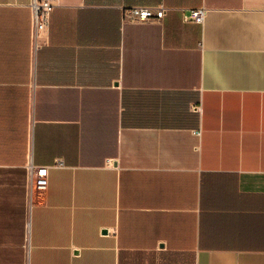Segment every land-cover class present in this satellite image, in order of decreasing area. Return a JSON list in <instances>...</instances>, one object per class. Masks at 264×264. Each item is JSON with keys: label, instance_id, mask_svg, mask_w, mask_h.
Segmentation results:
<instances>
[{"label": "crops", "instance_id": "0c3cea01", "mask_svg": "<svg viewBox=\"0 0 264 264\" xmlns=\"http://www.w3.org/2000/svg\"><path fill=\"white\" fill-rule=\"evenodd\" d=\"M28 3L0 0V264H264V0H60L36 49Z\"/></svg>", "mask_w": 264, "mask_h": 264}, {"label": "built area", "instance_id": "2783aa9c", "mask_svg": "<svg viewBox=\"0 0 264 264\" xmlns=\"http://www.w3.org/2000/svg\"><path fill=\"white\" fill-rule=\"evenodd\" d=\"M60 0H29L32 25V45L33 48L41 46L47 41L51 23L52 12ZM171 9L165 5L147 6L139 5L123 7L124 22L148 23L161 22L168 15ZM186 21L202 22L204 11L192 9L189 13H184ZM30 188L34 191L44 192L48 187V167H29Z\"/></svg>", "mask_w": 264, "mask_h": 264}]
</instances>
